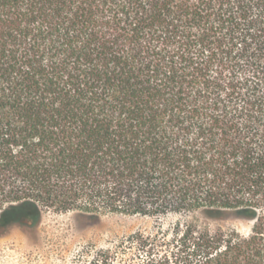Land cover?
I'll return each instance as SVG.
<instances>
[{
	"label": "trees",
	"instance_id": "16d2710c",
	"mask_svg": "<svg viewBox=\"0 0 264 264\" xmlns=\"http://www.w3.org/2000/svg\"><path fill=\"white\" fill-rule=\"evenodd\" d=\"M46 210L177 217L111 264H264V0H0V233Z\"/></svg>",
	"mask_w": 264,
	"mask_h": 264
},
{
	"label": "rangeland",
	"instance_id": "374dc122",
	"mask_svg": "<svg viewBox=\"0 0 264 264\" xmlns=\"http://www.w3.org/2000/svg\"><path fill=\"white\" fill-rule=\"evenodd\" d=\"M176 218L111 213L93 220L73 211L46 210L38 222L2 229L0 264H111L116 253L130 254L123 244L132 234L154 233L160 223L169 226ZM220 224L248 229L233 220Z\"/></svg>",
	"mask_w": 264,
	"mask_h": 264
}]
</instances>
